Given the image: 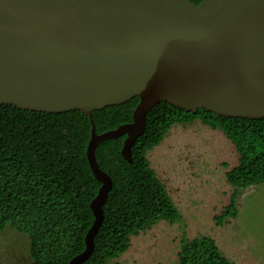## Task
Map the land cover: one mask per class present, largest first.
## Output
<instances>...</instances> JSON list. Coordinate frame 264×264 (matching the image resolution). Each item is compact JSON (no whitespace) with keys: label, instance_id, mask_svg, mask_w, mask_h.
I'll use <instances>...</instances> for the list:
<instances>
[{"label":"water","instance_id":"obj_1","mask_svg":"<svg viewBox=\"0 0 264 264\" xmlns=\"http://www.w3.org/2000/svg\"><path fill=\"white\" fill-rule=\"evenodd\" d=\"M134 98L131 122L96 133L93 111ZM160 103L263 120L264 0H0V106L79 111L90 122L85 155L100 187L85 248L68 264L91 256L113 186L96 148L125 136L120 154L131 164Z\"/></svg>","mask_w":264,"mask_h":264},{"label":"trees","instance_id":"obj_2","mask_svg":"<svg viewBox=\"0 0 264 264\" xmlns=\"http://www.w3.org/2000/svg\"><path fill=\"white\" fill-rule=\"evenodd\" d=\"M189 1L197 5L202 0ZM138 102L134 98L93 111L96 133L131 122ZM195 121L221 131L235 147L237 164L225 173L234 193L215 221L220 226L227 218H237L239 191L264 183V119L226 118L202 109L191 113L160 103L146 115L144 132L131 149V164L120 154L125 136L102 142L95 150L98 165L113 186L94 250L82 264H109L128 251L131 237L161 221L170 225L181 221L147 154L174 125ZM90 129L88 117L79 111L48 114L0 106V234L11 228L25 235L32 264H68L85 248L84 237L93 222L89 204L100 187L85 155ZM177 264L235 263L212 237L183 235Z\"/></svg>","mask_w":264,"mask_h":264},{"label":"rangeland","instance_id":"obj_3","mask_svg":"<svg viewBox=\"0 0 264 264\" xmlns=\"http://www.w3.org/2000/svg\"><path fill=\"white\" fill-rule=\"evenodd\" d=\"M147 158L182 219L173 225L161 221L131 237L128 251L109 264H177L183 235L212 237L235 264H264V183L239 191L236 219L220 226L215 221L234 193L225 173L238 159L221 131L199 121L174 125ZM0 264H31L25 235L11 228L0 234Z\"/></svg>","mask_w":264,"mask_h":264},{"label":"flooded vegetation","instance_id":"obj_4","mask_svg":"<svg viewBox=\"0 0 264 264\" xmlns=\"http://www.w3.org/2000/svg\"><path fill=\"white\" fill-rule=\"evenodd\" d=\"M29 260H30V256H29ZM31 264H32V262H31Z\"/></svg>","mask_w":264,"mask_h":264}]
</instances>
